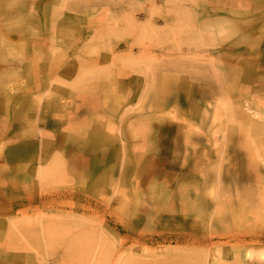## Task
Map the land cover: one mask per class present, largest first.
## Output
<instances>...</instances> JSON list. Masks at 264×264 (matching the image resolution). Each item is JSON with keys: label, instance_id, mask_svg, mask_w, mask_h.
Listing matches in <instances>:
<instances>
[{"label": "rangeland", "instance_id": "374dc122", "mask_svg": "<svg viewBox=\"0 0 264 264\" xmlns=\"http://www.w3.org/2000/svg\"><path fill=\"white\" fill-rule=\"evenodd\" d=\"M0 264H264V0H0Z\"/></svg>", "mask_w": 264, "mask_h": 264}]
</instances>
